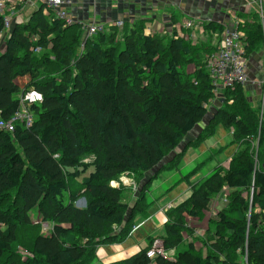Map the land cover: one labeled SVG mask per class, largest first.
<instances>
[{
  "label": "trees",
  "instance_id": "16d2710c",
  "mask_svg": "<svg viewBox=\"0 0 264 264\" xmlns=\"http://www.w3.org/2000/svg\"><path fill=\"white\" fill-rule=\"evenodd\" d=\"M44 12L39 6L26 22H14L0 54V120L21 110L27 92L42 97L26 104L30 127L0 130V264H91L99 247L130 236L135 218L147 209L152 181L178 169L185 150L200 146L219 126L231 130V143L246 152L197 183L189 181L196 170L185 177L191 195L166 212L159 239L168 257L154 262L239 264V254L241 263L246 257L248 264H264V117L244 87L226 89V99L215 100L206 70L224 24L202 22L205 43L171 35L162 46L159 34L145 33V20L126 19L121 29L105 27L84 40L81 26H65ZM235 14L248 57L264 43L263 25L256 13ZM3 28L0 18V44ZM190 50L196 51L192 57ZM193 61L191 73L185 72ZM199 125L204 129L197 139L161 165ZM123 175H135L136 186L144 182L140 192L122 186ZM215 197L223 199L222 208L208 221L202 256L183 238L193 234L185 220L202 219ZM80 198L82 209L74 206ZM34 210L41 220L35 224ZM43 222L52 225L48 234ZM154 239L112 264H148Z\"/></svg>",
  "mask_w": 264,
  "mask_h": 264
},
{
  "label": "crops",
  "instance_id": "0c3cea01",
  "mask_svg": "<svg viewBox=\"0 0 264 264\" xmlns=\"http://www.w3.org/2000/svg\"><path fill=\"white\" fill-rule=\"evenodd\" d=\"M68 1L70 4L66 9L69 14L75 19L81 20L84 23H95L98 24V26H107L116 20H145V27L146 29L150 28V33L152 31L161 33L163 31L161 26L163 23L167 24L166 27H168L169 30V23L167 21L170 20L172 12L167 16H162L161 11L163 10V6H170L174 12L176 9L173 8L178 6L177 8L180 14L186 11L190 12L188 19L195 18L203 22L213 21L221 24L223 23L225 25L233 23L232 10H236L237 8L244 10L242 6H248L246 11H249L246 13V16H249L251 13L258 14L259 18L261 16V14H259V8L257 5L259 0H134L132 6H127L126 3L125 8L127 10H124V12L121 10L118 11L117 8L112 6V4H107L109 2L106 0ZM262 1L264 29V0ZM250 2L251 5L249 6ZM244 11L243 14L245 15ZM17 18L19 20V15L16 17V20ZM183 19H187L186 16L184 17L183 15V18L181 17L180 21L178 20V22H181ZM173 23L175 22H171L170 26ZM146 31L147 30H145V33ZM169 33L171 35L173 31L170 30ZM216 44L217 41H212L213 46H216ZM246 62L248 79L244 86V90L247 98L251 101V104L257 107L256 105L258 104L260 90L256 84V81L259 82L264 77V43L259 50L248 55ZM203 129L204 127L202 125L197 126L187 135V137L183 139L178 149L171 153L168 156L166 162L161 165H166L171 161L174 155L180 153L179 151L185 150L189 142L196 140ZM217 132L218 130L216 129L215 134L211 138L205 140L200 146L190 148L188 147L185 150V155L183 154L184 157L188 156L189 150H194L196 155L195 158L190 156V161L187 160V162L183 163V166L181 163L178 169L161 172L157 179L152 181L148 191L145 194L148 209L135 218L134 227L130 236L120 244L99 247L96 251V257L91 262V264H112L128 259L129 257L145 249L147 247L149 238H154L153 234L155 232L160 230L164 233V224L167 221L165 217L166 212L169 209L175 208L176 206L185 202L191 195V188L187 184L185 177L192 171L198 170L197 168H199V166L197 165V161L203 160L202 162L204 163V157H206L209 153H212L211 158L213 160V167L210 172L205 173L203 177L204 179L213 172L215 167L226 166L230 157L235 153L236 145L228 146L229 142H231V137L229 136V138L225 137L224 139H221ZM215 149L216 152L214 151ZM214 152L216 154L215 157H213ZM159 169L160 168H155L150 173L146 174V178L143 179V181H146L150 175H154V173H156ZM182 169L188 170L187 173H183V171H181ZM131 182L133 184V181ZM219 199L220 198L216 197L215 203L214 205L212 203L211 207L216 206V209H220L223 199L220 201Z\"/></svg>",
  "mask_w": 264,
  "mask_h": 264
},
{
  "label": "built area",
  "instance_id": "2783aa9c",
  "mask_svg": "<svg viewBox=\"0 0 264 264\" xmlns=\"http://www.w3.org/2000/svg\"><path fill=\"white\" fill-rule=\"evenodd\" d=\"M254 1V0H253ZM262 0L257 2L259 8L260 19L263 25V13H262ZM70 2L68 0H0V18L2 19L4 31L2 38L8 39L9 31L14 22H17L16 17L25 7H31L36 9L39 6L45 7V12L50 10L54 16L63 22L65 26L79 25L82 27L84 33V40L95 35L97 32L103 31L105 27H115L121 29L123 26L122 20H116L107 26H98L95 23H84L81 20L75 19L67 11V6ZM251 2L249 3V6ZM233 14V23L230 27H225L224 31L219 37V42L216 44V48L213 53L209 54L206 58V68L212 84L216 89L232 88L234 86L245 85L246 82V70L247 63L243 59L244 47L242 44L243 34L239 32V24L242 20L236 17L235 12ZM203 21L197 19H183L178 22L177 25L172 26V36L185 40L205 43L207 42L204 34ZM146 34H151L149 29H146ZM36 48L35 51H38ZM264 86V77L261 80ZM260 90L258 104L260 119L263 118L264 108V89H261L259 82L256 81ZM215 92V91H214ZM21 99V110L15 114L10 120H0V130L5 132H13L15 124L19 123L24 127H30L32 124V116L26 108V104L39 103L42 101V97L36 91L27 92ZM122 182V180H120ZM114 187H117L119 183H112ZM52 225L49 223H41L42 231L44 234H48ZM168 257L164 251L160 242L155 241L152 247L146 252V258L149 260L148 264H155L154 259L157 256ZM242 264H248L246 257Z\"/></svg>",
  "mask_w": 264,
  "mask_h": 264
},
{
  "label": "rangeland",
  "instance_id": "374dc122",
  "mask_svg": "<svg viewBox=\"0 0 264 264\" xmlns=\"http://www.w3.org/2000/svg\"><path fill=\"white\" fill-rule=\"evenodd\" d=\"M107 2H109V3H107V4H112V6H114L115 8H117V10L118 11H123L124 12V10H127L126 8H125V6H126V3H127V6H132L133 5V1L134 0H106ZM194 1H196V0H194ZM172 6H174V5H172ZM109 7V6H108ZM178 6H176V7H174L173 9H176V11L174 12V11H172V8L170 7V6H163L162 7V13H161V15L162 16H167L168 14H170L171 12H172V14H171V18H170V20L169 21H167L168 23H169V30H168V27H166L167 26V24H164L163 23V25H161L162 26V29H163V31L161 32V33H156L155 31H152L151 32V34H153V35H155V34H159V37L161 38V40H162V42H161V45L162 46H167V44H168V40H169V37L171 36L170 35V30H172L171 29V26H173V25H175L177 22H178V20L180 21V18L182 17L183 18V15H184V17L186 16V18L188 19L189 18V15H190V12H188V11H186V12H183L182 14H180L178 11V8H177ZM247 7L248 6H242V8L245 10H242V9H240V8H237L236 10L235 9H233L232 10V12H235V13H240V14H242L243 13V11L245 12V16H246V13L249 11V10H247L246 11V9H247ZM169 8H171V9H169ZM109 9V8H108ZM138 9V8H137ZM137 9H135V10H137ZM32 10L33 9H31V8H27V7H25L22 11H21V13L19 14V20H18V18H17V21H21V22H26L27 21V19H28V16H29V14L32 12ZM126 12V11H125ZM167 13V14H166ZM44 14L45 15H47V13L46 12H44ZM166 14V15H165ZM237 16H238V14H237ZM236 16V17H237ZM242 16H244L243 14H242ZM244 16V17H245ZM175 17H176V19H175ZM239 17L240 16H238L237 18L239 19ZM241 18V17H240ZM243 18V17H242ZM129 20V19H128ZM133 21H134V19H132ZM130 21V20H129ZM133 21H130V22H133ZM171 22H175V23H173V24H171V26H170V23ZM152 28V27H151ZM148 29H150V28H148ZM224 29H225V25H223V31H224ZM145 30H146V27H145ZM153 30V29H152ZM169 31V32H168ZM240 32V31H239ZM243 33H244V31H242ZM204 34H205V36H206V33L204 32ZM222 34V33H221ZM214 36H216V37H218V35L216 34V35H214ZM220 36V35H219ZM215 41H219V38H218V40H215ZM5 43H6V39H2V42H1V44H0V54L2 53V51L4 50V48H5ZM197 44H200V43H195V44H191V45H197ZM36 50V48L34 49V53H36V54H38L39 52H40V50H38V51H35ZM244 50V52H243V59L244 60H246L247 61V54H246V52H245V49H243ZM191 51H193V50H190L189 52H188V55H189V57H192L193 55H194V53H196V51H194V52H191ZM247 63V62H246ZM193 64H194V61L193 62H190V63H188V64H186L185 66H184V71L185 72H187V73H191V71H192V69H193ZM206 70H207V68H206ZM245 74H246V82H245V84L247 83V79H248V76H247V70H246V72H245ZM258 82V81H257ZM251 83V82H250ZM252 84V83H251ZM237 86H240V85H237ZM245 85H243V86H241V87H244ZM259 86H261V89H264V86L262 85V83H261V81H259ZM226 89H229V88H222V89H216L215 90V92H214V95H215V100H217L218 101V99H219V97H221V98H223L224 100L226 99V93H225V90ZM225 102H227V101H225ZM227 104H229V103H227ZM211 113H214L211 109H210V111H209V114H211ZM263 117H264V110H263ZM217 130H218V135L220 136V138L221 139H224L225 137H227V138H229V136L231 137V130H228V129H225L224 127H222V126H219L218 128H217ZM230 139H232V138H230ZM233 145H236V144H232L231 142H229V145L228 146H233ZM221 149V148H220ZM238 150V146H236V151H235V153H238L239 151V155L240 154H245V152H246V150H245V147H241V149L239 148V150ZM215 152H216V149L214 150ZM249 151V153H250V150H248ZM215 152H214V156L213 157H215ZM234 153V154H235ZM233 154V155H234ZM185 155V154H184ZM211 155H212V153H209L206 157H204V163L202 162L203 160H198L197 161V165L199 166V168H197L198 170L196 171V173L194 174V175H192V177L190 178L191 179V181H190V179H189V181L191 182V183H197V182H199V181H201L202 179H203V177H204V175H205V173H207V172H210L211 171V169H212V167H213V160H212V158H211ZM232 155V156H233ZM190 156L191 157H193V158H195V151L194 150H189V152H188V156H183V158H182V166H183V163H185V162H187V160H189L190 161ZM231 156V157H232ZM231 157H230V159H231ZM167 158L168 157H166V158H164L163 159V161H162V164L163 163H165L166 162V160H167ZM189 163V162H188ZM227 167H228V164H226V166L224 167V169H227ZM92 171V168L91 167H89L88 168V170H87V172L84 174V175H82V177H80L79 178V180L81 181L83 178H86L87 176H88V174L90 173ZM181 171H183V173H187V171L188 170H185V169H182ZM210 175V174H209ZM208 175V176H209ZM135 176V175H134ZM134 176L133 175H123L122 177H120V180H122V182H120V184L122 185V186H125V187H127V188H131L132 187V189L133 190H135L136 191V189H137V191H139L140 192V188H142L141 186H143V183L142 184H140V183H138L137 184V186L136 185H134V179L136 178V176H135V178H134ZM151 176V175H150ZM78 180V182H80ZM131 181H133V184H132V182ZM136 182V181H135ZM73 186H75V184L73 185ZM136 187V188H135ZM227 193V192H226ZM66 198L68 199V197L66 196ZM215 199H216V197L214 198V202H212L213 203V205H214V203H215ZM221 199H219V201H220ZM217 201H218V199H217ZM74 206H75V208H80V209H82V208H84V206H85V200L83 199V198H80V199H78L75 203H74ZM211 206H212V204H211ZM210 206V208L208 209V211H206V212H204V213H202V219H200V220H197V219H186L185 220V222H186V224H187V226L189 227V230L191 231L192 230V232L191 233H193L192 234V236L191 235H188L187 233H183V238L187 241H192V242H194V244H195V246H196V251L199 253V254H201L202 256H204V254L206 253V250H207V246H206V243L204 242L205 240H206V237H205V231H206V228H207V224H208V221L210 220V218H212V217H214L215 216V213H216V206H214V207H211ZM216 207V208H215ZM222 208V205L220 206V209ZM148 209V208H147ZM219 208L217 209V210H220ZM35 213V214H34ZM34 214V215H33ZM31 217H32V221H33V223L35 224V223H37V222H40L41 220H40V217H39V214H38V211L37 210H34V211H32V213H31ZM163 236V232H161L160 230H158L157 232H155L154 234H153V237L154 238H157V239H154V241L153 242H155V241H158V242H160V244L162 245V242H161V240L159 239L160 237H162ZM186 241H185V245H186ZM153 244V243H152ZM152 247V246H151ZM22 249L23 250H25V247H22ZM182 249H184V246H182V247H180L178 250L180 251V250H182ZM170 256V255H169ZM237 257L235 258V259H241L240 261H239V264L242 262V256H240L239 257V254H237L236 255ZM171 257V256H170ZM242 264V263H241Z\"/></svg>",
  "mask_w": 264,
  "mask_h": 264
},
{
  "label": "bare ground",
  "instance_id": "6f19581e",
  "mask_svg": "<svg viewBox=\"0 0 264 264\" xmlns=\"http://www.w3.org/2000/svg\"><path fill=\"white\" fill-rule=\"evenodd\" d=\"M225 25V24H224ZM230 26H232V23L231 24H229V25H225V27H230Z\"/></svg>",
  "mask_w": 264,
  "mask_h": 264
}]
</instances>
